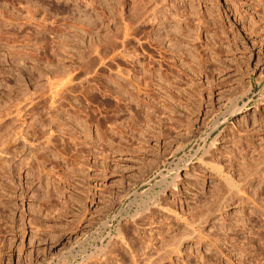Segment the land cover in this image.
Segmentation results:
<instances>
[{"label":"rangeland","instance_id":"obj_1","mask_svg":"<svg viewBox=\"0 0 264 264\" xmlns=\"http://www.w3.org/2000/svg\"><path fill=\"white\" fill-rule=\"evenodd\" d=\"M113 263L264 264V0H0V264Z\"/></svg>","mask_w":264,"mask_h":264},{"label":"bare ground","instance_id":"obj_2","mask_svg":"<svg viewBox=\"0 0 264 264\" xmlns=\"http://www.w3.org/2000/svg\"><path fill=\"white\" fill-rule=\"evenodd\" d=\"M93 3H94V2H93ZM89 4H90V3H89ZM91 4H92V3H91ZM91 6H92V5H91ZM93 7H94V6H93ZM94 8H95V7H94ZM85 12H86V11H85ZM85 12H84V13H85ZM88 13H89V12H88ZM94 13H95V12H94ZM142 13H143V12H140V9H139V11L135 14V16H136L137 18H141V17L143 18V15H144L146 12L143 13V14H142ZM86 14H87V13H86ZM89 15H91V13H90ZM93 15H95V14H93ZM105 15H106V14H105ZM87 16H88V15H87ZM87 16H86V17H87ZM158 17H159V16H158ZM137 18H136V19H137ZM91 22H93V21H91ZM91 22H90V23H91ZM139 22H140V21H139ZM142 24H143V23H142ZM91 25H92V24H91ZM128 25H129V24H128ZM94 27H95V26H94ZM100 28H101V27H100ZM53 29H54V28H53ZM60 29H61V28H60ZM63 30H64V29H63ZM128 30H130V28H129ZM52 31H53V30H52ZM169 32H170V31H169ZM172 32H173V31H172ZM162 33H163V32H162ZM157 35H158V34H157ZM168 35H169V34H168ZM163 36H164V35H163ZM165 38H166V37H165ZM179 43H180V42H179ZM109 45H110V44H109ZM177 45H178V44H177ZM177 45H176V46H177ZM173 46H174V45H173ZM180 46H181V45H180ZM107 48H108V47H107ZM105 49H106V48H105ZM93 59H94V58H93ZM90 66H91V65H90ZM84 67H85L87 70L90 69L89 66H87V67L84 66ZM92 68H93V67H92ZM85 71H86V70H85ZM55 91H56V90H55ZM56 92H57V91H56ZM52 94H53V93H52ZM54 95H55V94H54ZM52 96H53V95H52ZM53 97H54V96H53ZM53 97H52V98H53ZM46 99H47V98H46ZM53 101L56 102V100H53ZM53 103H54V102H53ZM59 104H60V103H59ZM233 105H234V104H233ZM52 106H53V104H52ZM61 106H62V105H61ZM58 107H59V106H58ZM55 109H56V108H54L53 110H55ZM62 109H63V108H62ZM51 110H52V109H51ZM56 110H57V109H56ZM56 110H55V111H56ZM232 110H233V112L235 113V112H241L243 109H242V107H238V106H237V108H233ZM59 111H60V110H59ZM57 113H59V112H57ZM51 114H52V112H51ZM51 114H50V115H51ZM57 115H58V114H57ZM53 116H54V115H53ZM53 116H52V117H53ZM54 118H55V117H54ZM56 118H57V116H56ZM56 118H55V119H56ZM41 119H42V118H41ZM163 182H164V179H163ZM171 182H172V181H171ZM172 183H173V182H172ZM227 183H228V186H229V185L232 184L233 182H231V180H230V181H228ZM233 185H234V184H233ZM168 186H169V185H168ZM220 204H221V202H220ZM220 204H219V205H220ZM219 205H218V206H219ZM153 206H154V205H153ZM222 206H223V205H222ZM222 206H221L220 208H222ZM146 208H147V207H146ZM220 208H218V209H220ZM147 217H148V215H147ZM142 219H143V218H142ZM144 219H146V218H144ZM137 220H138V219H137ZM142 221H145V220H141V222H142ZM142 223L145 225L144 222H142ZM144 225H142V226H144ZM145 226H146V225H145ZM145 226H144V227H145ZM193 233H194V231H190V230H189L187 234L181 236V237H182V238H181L182 240L180 239L179 244L182 245L185 241L190 240V239L192 238V236H193ZM131 239H132V238H131ZM178 239H179V238H178ZM136 240H137V239H136ZM174 240H175V239H174ZM130 241H131V240H130ZM173 242H174V241H173ZM175 242H176V241H175ZM141 243H142V242H141ZM171 243H172V242H171ZM169 245L171 246L172 244L169 243ZM181 245H179V246H181ZM171 247H172V246H171ZM175 247H176V246H175ZM169 248H170V247H169ZM179 249H180V247H179ZM168 250H169V249H168ZM177 250H178V248L176 249V251H177ZM170 251H171V249H170ZM173 251H175V250H173ZM178 251H179V250H178ZM102 252H103V251H102ZM102 252H101V253H102ZM169 253H170V252H169ZM171 253H172V252H171ZM111 254H112V253H111ZM125 254H126V253H125ZM166 254H167V253H166ZM169 255H170V254H169ZM147 256H148V255H147ZM129 257H130V256H129ZM169 257H170V256H169ZM119 260H120V259H119ZM157 260H158V259H157ZM159 260H160V259H159ZM161 260H162V258H161ZM130 261H131V260H130ZM132 261H133V260H132ZM136 261H137V260H136ZM112 262H113V261H112ZM150 262H152V260H150ZM157 262H158V261H157ZM153 263H154V261H153ZM113 264H114V263H113ZM126 264H127V263H126ZM129 264H130V263H129ZM131 264H132V263H131ZM150 264H151V263H150ZM155 264H156V263H155Z\"/></svg>","mask_w":264,"mask_h":264}]
</instances>
